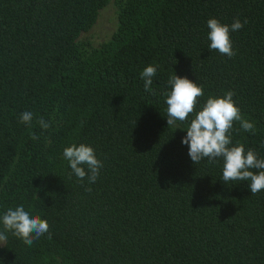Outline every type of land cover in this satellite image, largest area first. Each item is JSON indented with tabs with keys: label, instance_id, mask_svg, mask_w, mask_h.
I'll return each instance as SVG.
<instances>
[{
	"label": "trees",
	"instance_id": "1",
	"mask_svg": "<svg viewBox=\"0 0 264 264\" xmlns=\"http://www.w3.org/2000/svg\"><path fill=\"white\" fill-rule=\"evenodd\" d=\"M106 8L112 27L88 35ZM212 18L247 21L233 57L209 49ZM150 65L154 94L140 78ZM173 73L204 92L179 129L166 117ZM229 91L256 129L236 122L230 146L264 159V0H0V217L23 205L51 233L28 246L7 232L0 264H264V190L224 182L222 159L193 164L181 144L207 98ZM73 144L101 162L94 183L64 158Z\"/></svg>",
	"mask_w": 264,
	"mask_h": 264
},
{
	"label": "clouds",
	"instance_id": "2",
	"mask_svg": "<svg viewBox=\"0 0 264 264\" xmlns=\"http://www.w3.org/2000/svg\"><path fill=\"white\" fill-rule=\"evenodd\" d=\"M246 23V20L241 23L239 19H234L229 26L215 18L209 19L207 21L209 49L226 57H233L236 53L233 51L230 33L241 30ZM156 72L157 66L150 65L140 73L146 92L154 94L152 83ZM168 84L171 91L165 94L167 126L179 129L177 121L183 123L194 113L199 98L204 95L203 86L197 85L186 77H178L174 73L169 78ZM233 95L234 92L229 91L223 97L210 96L207 98L202 109L195 113V118L184 130L186 135L182 138L181 144L188 146L187 154L193 164L204 159H207L209 163L222 159L223 181H251L248 187L251 194L255 195L264 190V159H259L254 150L245 151L243 144L230 146L232 144L231 132L236 122H239L240 127L246 132L250 131L255 134L256 131L254 123L242 116L240 109L232 99ZM32 120L33 113H22L21 123L31 127ZM38 122L42 129L46 130L50 126L43 118ZM30 135L32 139H38L36 135L31 133ZM63 156L76 177L83 180L88 176L89 183L96 181L102 164L96 158L92 147L85 144L79 146L73 144L64 149ZM84 166L87 167L88 172L85 171ZM250 169L260 171L254 173ZM0 223L3 225V231H0V246L6 244L7 232H11L28 246H31L45 233H48L49 239L51 238L48 222L39 216L31 215L23 205L8 209L0 217Z\"/></svg>",
	"mask_w": 264,
	"mask_h": 264
},
{
	"label": "rangeland",
	"instance_id": "3",
	"mask_svg": "<svg viewBox=\"0 0 264 264\" xmlns=\"http://www.w3.org/2000/svg\"><path fill=\"white\" fill-rule=\"evenodd\" d=\"M113 10L112 8H106L99 14L97 24L92 28L88 35L101 37L106 31L113 25Z\"/></svg>",
	"mask_w": 264,
	"mask_h": 264
}]
</instances>
